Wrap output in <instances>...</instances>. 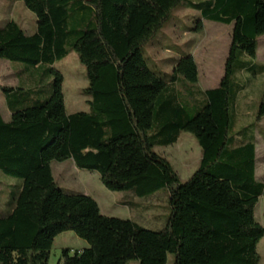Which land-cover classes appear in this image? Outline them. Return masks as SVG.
Here are the masks:
<instances>
[{"label":"trees","instance_id":"16d2710c","mask_svg":"<svg viewBox=\"0 0 264 264\" xmlns=\"http://www.w3.org/2000/svg\"><path fill=\"white\" fill-rule=\"evenodd\" d=\"M18 1L35 15L36 30L26 35L6 22L0 59L23 63L38 82L51 78V84L47 97L38 83L0 88L10 114L8 121L0 114V172L20 180L0 215V264H48L53 241L64 232L88 247L72 255L63 250V264H167L168 255L172 264H259L264 229L254 210L264 183L255 176L253 130L264 118V90L254 121L239 126L236 106L245 90L239 76L256 74L251 61L264 36V0L187 1L203 20L232 25L223 75L206 91L196 87L192 56L175 62L169 83L142 56L186 0ZM200 27L199 21L195 30ZM73 52L86 72L89 110L68 115L63 77L53 65ZM181 132L201 151L184 184L154 152L175 144ZM67 160L96 172L110 192L146 198L165 188V226L151 231L108 218L90 197L63 193L51 163Z\"/></svg>","mask_w":264,"mask_h":264},{"label":"rangeland","instance_id":"374dc122","mask_svg":"<svg viewBox=\"0 0 264 264\" xmlns=\"http://www.w3.org/2000/svg\"><path fill=\"white\" fill-rule=\"evenodd\" d=\"M187 1L173 11L163 28L143 46L142 56L147 68L166 83L171 81L175 62L180 58L192 56L198 66L196 87L203 91L217 87L222 77L231 44L232 25L203 20L199 12L188 8ZM8 21L17 23L26 35H31L36 30L35 15L28 11L21 1L0 0V27ZM199 21L201 27L195 30ZM251 63L255 66L256 74L242 73L239 76L245 85L244 95H240L236 106L239 126L254 121L260 96L264 90V36L257 39L256 58ZM53 68L63 77L66 113L71 115L88 112L87 99L82 93L88 86V81L85 69L76 53H70L56 62ZM32 71V68L23 63L0 59V88L20 86L23 89H35L38 83L39 87H43V92L45 91L41 95L47 97L51 78L40 79L38 82V78L31 75ZM182 83H184L183 79ZM182 83L180 82L177 88L182 95H185L187 92ZM0 114L4 121L9 120V112L1 90ZM253 134L257 139L255 176L257 182L264 183V118L253 130ZM154 152L171 164L180 184L190 179L197 170L201 158L197 142L186 132H181L175 144L157 147ZM51 173L55 184L63 193L90 197L97 203L101 215L105 217L130 220L151 231H159L165 226L168 214L165 188L146 198H137L132 192H110L102 186L96 172L80 170L70 160L52 162ZM19 184L18 178L0 172V215L7 213L8 202ZM131 204L140 207H133ZM143 208L146 210L142 211ZM254 219L264 229V196L259 198L255 207ZM87 247L86 242L76 237L74 233L64 232L54 239L48 264H63L61 258L63 250L69 251L72 255ZM256 251L260 256L259 264H264V236L257 244ZM173 261V255H168L167 264H172ZM128 264H137V262L131 261Z\"/></svg>","mask_w":264,"mask_h":264},{"label":"crops","instance_id":"0c3cea01","mask_svg":"<svg viewBox=\"0 0 264 264\" xmlns=\"http://www.w3.org/2000/svg\"><path fill=\"white\" fill-rule=\"evenodd\" d=\"M16 1H18V0H16ZM196 63V62H195ZM197 65V64H196ZM197 68H198V66H197ZM223 75V74H222ZM219 84V83H218ZM218 86V85H217ZM210 89H213V88H210ZM206 90H209V89H205V90H203V91H206ZM244 92H245V90H244ZM244 92L242 93L243 95H244ZM9 118H10V114H9ZM3 119V118H2ZM255 139H256V137H255ZM256 142H257V139H256ZM256 142H255V150H256V154H257V148H256Z\"/></svg>","mask_w":264,"mask_h":264}]
</instances>
